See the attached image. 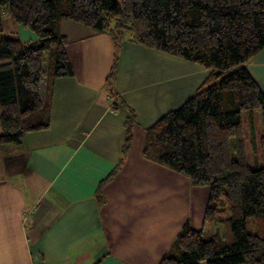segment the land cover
<instances>
[{
  "label": "crops",
  "instance_id": "obj_1",
  "mask_svg": "<svg viewBox=\"0 0 264 264\" xmlns=\"http://www.w3.org/2000/svg\"><path fill=\"white\" fill-rule=\"evenodd\" d=\"M61 33L74 74L53 84L50 125L21 144H0V264H160L187 221L206 227L210 189L148 159L146 130L180 107L208 69L132 34L116 42L69 20ZM245 65L264 91V48Z\"/></svg>",
  "mask_w": 264,
  "mask_h": 264
},
{
  "label": "trees",
  "instance_id": "obj_2",
  "mask_svg": "<svg viewBox=\"0 0 264 264\" xmlns=\"http://www.w3.org/2000/svg\"><path fill=\"white\" fill-rule=\"evenodd\" d=\"M4 12L36 39L0 37V144H21L50 125L53 84L74 74L63 20L109 32L116 42L130 31L143 46L211 68L180 107L146 130L148 159L210 189L204 220L213 231L206 238L187 221L160 264H264V164L249 161L243 130L248 112L256 148L259 109L264 150V91L245 65L264 48V0H0V31ZM116 63L117 56L110 77ZM134 124L132 111L123 153ZM249 217L259 221L254 233Z\"/></svg>",
  "mask_w": 264,
  "mask_h": 264
},
{
  "label": "rangeland",
  "instance_id": "obj_3",
  "mask_svg": "<svg viewBox=\"0 0 264 264\" xmlns=\"http://www.w3.org/2000/svg\"><path fill=\"white\" fill-rule=\"evenodd\" d=\"M6 17H9L8 14L4 12L3 18H4V23H3V30L0 31V36H3L4 34H12L15 35L17 38H20L23 40L22 36L24 37V41H31L32 39H27L29 34H28V29L16 24L11 18L8 20ZM132 34L130 31H127V35ZM15 37V38H16ZM208 69V76L211 74L213 71L211 68ZM207 76V77H208ZM254 125H255V136H256V148H254V145L251 144V132H250V121H249V116L248 112L243 113V130L244 134L246 136V153L248 156V159L251 163H253L254 158H258L260 165L264 164V151H261L260 148V142L259 138L262 132V124H261V112L259 109H256L254 111ZM232 147L234 144V141L232 140L231 142ZM225 215H228L227 210L224 211ZM206 227L203 228L205 229V237L208 238L209 234L213 231V223L208 222ZM259 227V221L257 218L249 217L248 218V230L250 232H256ZM201 264H206L205 261L201 262Z\"/></svg>",
  "mask_w": 264,
  "mask_h": 264
}]
</instances>
